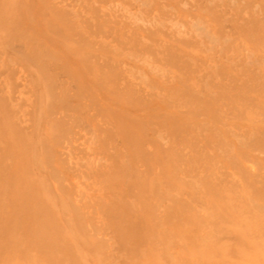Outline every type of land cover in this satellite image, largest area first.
Segmentation results:
<instances>
[{
  "label": "rangeland",
  "instance_id": "rangeland-1",
  "mask_svg": "<svg viewBox=\"0 0 264 264\" xmlns=\"http://www.w3.org/2000/svg\"><path fill=\"white\" fill-rule=\"evenodd\" d=\"M0 264H264V0H0Z\"/></svg>",
  "mask_w": 264,
  "mask_h": 264
},
{
  "label": "bare ground",
  "instance_id": "bare-ground-1",
  "mask_svg": "<svg viewBox=\"0 0 264 264\" xmlns=\"http://www.w3.org/2000/svg\"><path fill=\"white\" fill-rule=\"evenodd\" d=\"M96 171V170H95ZM251 200V199H250ZM257 202V201H256ZM259 204V203H258ZM216 231V230H215ZM219 236V235H218Z\"/></svg>",
  "mask_w": 264,
  "mask_h": 264
}]
</instances>
